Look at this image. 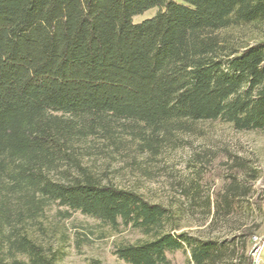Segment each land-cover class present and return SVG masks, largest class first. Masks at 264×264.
Wrapping results in <instances>:
<instances>
[{
    "label": "trees",
    "instance_id": "1",
    "mask_svg": "<svg viewBox=\"0 0 264 264\" xmlns=\"http://www.w3.org/2000/svg\"><path fill=\"white\" fill-rule=\"evenodd\" d=\"M125 118L151 141L201 120L264 132V0H0V264H58L36 232L51 203L146 234L115 249L130 264H171L180 249L195 264H255V231L176 232L169 208L71 157Z\"/></svg>",
    "mask_w": 264,
    "mask_h": 264
},
{
    "label": "rangeland",
    "instance_id": "2",
    "mask_svg": "<svg viewBox=\"0 0 264 264\" xmlns=\"http://www.w3.org/2000/svg\"><path fill=\"white\" fill-rule=\"evenodd\" d=\"M156 11L151 8L134 20ZM107 125L75 148L71 157L77 163L103 182L134 189L169 208L176 232L224 241L245 229L255 231L251 254L255 264H264V132L239 130L222 119L201 120L151 141L129 118ZM59 164L77 170L72 159ZM65 211L51 203L36 231L58 253V264H130L115 249L147 238L131 226L115 229L80 211ZM168 256L171 264H195L189 249Z\"/></svg>",
    "mask_w": 264,
    "mask_h": 264
}]
</instances>
